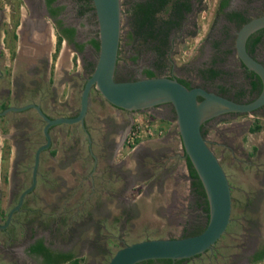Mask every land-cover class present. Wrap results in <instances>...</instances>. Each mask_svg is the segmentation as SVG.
<instances>
[{
  "label": "rangeland",
  "instance_id": "374dc122",
  "mask_svg": "<svg viewBox=\"0 0 264 264\" xmlns=\"http://www.w3.org/2000/svg\"><path fill=\"white\" fill-rule=\"evenodd\" d=\"M141 1L120 0L119 77L137 74L141 64L155 57L151 43L132 33L131 6ZM3 4L0 0L5 9ZM216 8L217 0H202L197 20L176 34L164 56L168 60L157 65L156 75L175 73L201 84L197 67L217 54L221 80L244 86L233 46L240 24L227 27L216 15ZM251 8L254 12L261 6L256 2ZM81 19L86 24L87 17L82 15ZM54 39L51 34L45 50L47 61L40 62L38 49L26 46L30 41L23 40L18 48L11 30L3 41L0 34L1 107L35 102L51 117L72 116L78 111L83 84L97 55L92 53V61H87L84 53L74 52L70 44L65 46L66 54L56 52L51 60ZM257 54L264 61V41ZM110 121L128 122L117 147L110 145V134L106 137ZM204 122V136L231 185L230 220L214 243V251L230 254L229 259H242L254 246L264 243V107L225 113ZM43 125L34 107L7 110L0 116V264H40L26 249L34 237L73 252L83 264H107L115 250L126 243L183 236L188 218L200 215L201 202L191 186L172 105L161 102L145 108H123L110 103L92 86L84 117L86 129L79 122L51 126V142L40 152L36 182L6 223L20 193L31 183L34 153L45 141ZM93 156L97 158L95 165ZM251 264H264V257Z\"/></svg>",
  "mask_w": 264,
  "mask_h": 264
},
{
  "label": "water",
  "instance_id": "95a60500",
  "mask_svg": "<svg viewBox=\"0 0 264 264\" xmlns=\"http://www.w3.org/2000/svg\"><path fill=\"white\" fill-rule=\"evenodd\" d=\"M92 2L98 21L99 46L94 68L81 90L77 114L51 117L35 102L9 106L0 111L2 114L7 110L34 107L44 120L42 130L45 141L35 150L31 183L20 193L7 221L11 212L19 207L24 195L36 182L40 152L51 142L50 126L59 122H79L84 126L89 93L94 86L110 103L123 108H145L161 102L172 104L185 154L197 171L208 201V218L202 230L183 236L147 237L126 243L115 250L107 264H134L149 258H179L202 252L211 247L226 230L231 212V185L218 157L209 146L201 125L205 119L218 114L229 111L249 112L264 104V64L246 47L249 34L264 26V13L247 19L236 30L235 51L243 64L258 74L262 83L255 98L237 101L202 86L188 87L172 76L116 79L114 72L120 38V0Z\"/></svg>",
  "mask_w": 264,
  "mask_h": 264
},
{
  "label": "flooded vegetation",
  "instance_id": "af4514ba",
  "mask_svg": "<svg viewBox=\"0 0 264 264\" xmlns=\"http://www.w3.org/2000/svg\"><path fill=\"white\" fill-rule=\"evenodd\" d=\"M256 2H259L261 8L255 10L254 12H251L253 11L251 5L252 3H256ZM3 3L7 12H5V9H2L0 7V28H1L0 34L2 36V41L3 38L6 36V33L11 30V36H14V38H16L18 42V48L23 43V40L26 42L28 40L30 41V43H27L29 45L26 46H28L30 50L36 48L38 49L37 52L39 55H37L36 58L40 62L47 61V57H45L46 54L45 50L47 49V45L50 42L51 34H53L55 37L54 49L53 52L50 53L51 60H53L55 56L54 53L56 52L57 54L60 55L63 53L66 54L65 46H69L70 44L74 52H83L87 61H92L89 58L91 57L92 53H94V56L97 55L98 49H96V47L93 45L92 38L98 40V21L92 0H18V3H16V0H3ZM218 3L219 0H217V8L215 10V13L216 15L218 14V18H220L223 21V24H225L227 27L230 26L236 27L239 25L238 17L236 16L237 12L240 14V17L246 19L264 13V0H228L226 5H224L220 11L218 10ZM23 4L26 5L25 11L23 10ZM201 4H202V0H189V7L186 6L182 8V13L180 17L177 16L178 15L177 13V15L175 16L177 18V22L167 30L168 31L167 32L168 39L166 44L167 46H164L163 48L164 53L162 55H159L157 50L154 49V47L152 46V50L155 53V57H153L152 60H150L149 62L145 64H141L140 65L141 67L137 74L132 73V74L123 75V77H119L118 68H115L114 77L116 79L144 77V76H148L147 73L148 69L153 71V75L158 74L157 73L158 66L166 62L167 58L164 56L166 55L167 48L172 47L174 38L177 36L176 34L183 33V31L185 30V25L188 22L193 24L194 21L197 20L198 11L202 10ZM82 15H85L87 17V19L85 20L86 24L81 23ZM163 16L165 17V15ZM8 23L9 24L11 23L9 27H8L9 25ZM40 32L43 34L42 38H40L41 35ZM253 32H255L253 36H256L258 35V33H260L261 37L260 40L256 42L255 48L250 53L264 64V61L257 54L258 47L264 41V26L256 29ZM132 33L138 38H141V40L143 41L142 37L138 32L135 33L132 29ZM192 34H196V33L192 31ZM59 36H61V42L59 45V49L56 50L57 40ZM44 37L45 39L43 40ZM212 48L214 49L215 52L219 53L216 45L212 46ZM1 50L2 48L0 47V51ZM40 53H42L43 55L41 56ZM118 54H119V46H118ZM236 57L238 59V64L236 67L239 69V73L241 74V78L243 79L244 86H236L234 82L226 83L221 80L223 73H221V69L217 65V61L219 59V56H217V54L211 56L210 59L212 61H207L206 65H204V63H200L199 66L197 67L196 73L203 82L201 84H199L198 82H193L191 77L188 78L186 76H180L175 73L174 74L169 73L168 75L172 77H177V79L178 78L184 79L186 82H188L190 87L202 86L207 90H211L216 93L225 95L237 101H248L255 98L259 94L262 88L261 79L255 71L246 67L243 64V62L240 60L238 55H236ZM135 58L137 61L139 60L138 57L135 56ZM211 69L219 70V73L213 74L211 72ZM253 82L256 83V87H253ZM206 83L213 84V86H208ZM2 105L3 102L0 101V107ZM6 107H8V105L1 107L0 111L5 109ZM263 107L264 104L257 107L253 111L257 109H262ZM77 112L75 114H77ZM225 113H242V112L229 111L218 114L213 117H219ZM204 123L205 122L203 121L201 125L202 129L204 127ZM82 127L86 129V126H82ZM127 129H128V122L110 121L109 131L106 134V137H108L109 134L111 136L109 140L110 145L111 146L115 145L116 147L119 146V142H121V140L123 139L125 133L127 132ZM93 158L95 165V161L97 160V158L95 156H93ZM196 195H197V199L201 202L200 208L198 210V212L200 211V215L188 218V223H186L187 225L185 226L186 231L184 232L183 235L196 233L202 230L207 222L208 211H206L203 208L204 198L202 196H199L197 192ZM6 223L1 227L5 228ZM38 238L41 237L32 238L30 242L27 243L26 249L29 254L36 256L38 258L40 264H46L44 262L43 255L29 250V245L34 243ZM8 240H11V237H8ZM42 241L44 245H46L51 250L67 251L49 246L43 238ZM247 249H249V247H247ZM205 250H210V252L205 253L204 252ZM205 250L185 257L170 258V260H166L163 258H149L138 261L134 264H237L238 262L241 261L242 264H251L254 260H257L255 258L257 254L264 250V243L254 246L249 256L243 257L242 259H238V260L229 259L230 254L218 253L214 251L216 250L214 244ZM20 252H21L20 256H22L23 249ZM55 264H59V263H55Z\"/></svg>",
  "mask_w": 264,
  "mask_h": 264
},
{
  "label": "trees",
  "instance_id": "16d2710c",
  "mask_svg": "<svg viewBox=\"0 0 264 264\" xmlns=\"http://www.w3.org/2000/svg\"><path fill=\"white\" fill-rule=\"evenodd\" d=\"M228 0H219L218 10L220 11ZM189 7V0H143L141 2H136L131 6V24L132 29L135 33H139L144 42L151 43V46L157 50L159 55L164 53V46H167V30L177 22V16L180 17L183 7ZM235 14V13H234ZM165 15V17L163 16ZM238 23L241 25L246 18L240 17L237 12ZM255 32L249 34L246 40V47L249 52L255 48L256 42L260 40L261 34L253 36ZM154 41V43H153ZM61 42V36L58 37L56 50L59 49ZM92 43L98 49L99 42L97 39L92 38ZM13 51V50H12ZM213 74L219 73V70L211 69ZM148 76H153V71L147 70ZM179 81L184 83L186 86L190 87L188 82L182 78H178ZM253 87H256V83L253 82ZM257 126H252L251 129H255ZM138 141V138H135ZM185 162L188 170V175L190 177L191 186L199 196L204 198V209L208 211V203L206 198V193L203 184L194 168L191 160L185 154ZM29 250L32 252L39 253L43 255L44 262L46 264L61 263L64 261H69L71 264H83L79 257H76L71 251H55L49 249L44 245L42 238H38L34 243L29 245ZM264 257V250L257 254L256 259ZM170 260V258H163Z\"/></svg>",
  "mask_w": 264,
  "mask_h": 264
},
{
  "label": "bare ground",
  "instance_id": "6f19581e",
  "mask_svg": "<svg viewBox=\"0 0 264 264\" xmlns=\"http://www.w3.org/2000/svg\"><path fill=\"white\" fill-rule=\"evenodd\" d=\"M40 28H41V27H40ZM42 31H43V30H42ZM40 33H41V32H40ZM42 35H43V34L41 33L40 38H42Z\"/></svg>",
  "mask_w": 264,
  "mask_h": 264
}]
</instances>
